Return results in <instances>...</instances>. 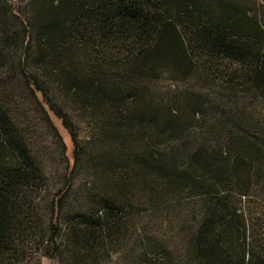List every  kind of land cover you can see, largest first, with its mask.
<instances>
[{
  "label": "trees",
  "instance_id": "1",
  "mask_svg": "<svg viewBox=\"0 0 264 264\" xmlns=\"http://www.w3.org/2000/svg\"><path fill=\"white\" fill-rule=\"evenodd\" d=\"M30 15L22 22L24 37L14 39L8 26L0 40V264H22L34 244L64 264H99L128 236L132 187L156 192L187 184L185 174L194 170L206 215L192 235L188 260L177 264H264L245 212L231 202L235 193L249 197L255 180L264 183V130L244 129L220 158L200 150L186 171L165 153L150 151L123 157V173L115 176L116 156L104 154L108 165L101 168L120 193L129 188L128 195L95 194L62 226L66 190L52 201L44 228L38 198L45 174L18 129L10 99L11 87H25L37 100L41 95L76 145L69 110L94 119L100 113L109 120V127L101 125L109 141L118 145L133 122L138 135L150 131L146 140L170 138L184 130L186 119L147 103L145 86L163 72L181 81L200 75L202 87L215 76L227 90L264 101V0H36ZM48 82L63 89L62 101L51 97ZM195 106L190 111L197 119L204 107ZM260 112L258 127L264 125ZM79 157L74 150L70 173ZM168 258L150 241L130 264H173Z\"/></svg>",
  "mask_w": 264,
  "mask_h": 264
},
{
  "label": "rangeland",
  "instance_id": "2",
  "mask_svg": "<svg viewBox=\"0 0 264 264\" xmlns=\"http://www.w3.org/2000/svg\"><path fill=\"white\" fill-rule=\"evenodd\" d=\"M34 1L0 0V40L2 31L8 26L12 29L14 39L24 37L22 22L28 21L31 16ZM13 56L17 54L13 53ZM199 77L197 75L188 81H181L174 79L171 73L163 72L161 77L146 82L145 86L149 90L147 103L161 107V111L175 109L186 119L185 128L164 140L152 137L146 140V135H151L150 131L138 135L133 132L136 131L133 122L131 133L128 128L123 131L125 140L121 145L109 141L111 133L102 127H109V120L104 121L100 113L94 119L81 110H69L78 133L76 145L62 121L42 102L41 95L37 100L25 87H11L10 99L13 114L19 121L18 129L46 178L45 187L38 198L42 205L43 227L48 228L50 224L52 201L64 195L66 190L62 226L72 213L85 208L95 194L113 198L128 195L129 188L120 193L114 182L108 179V173L101 168L108 165L104 161L107 159L104 154L116 156L114 163L118 168L115 176L123 173L120 168L123 157L150 151L165 153L175 159L177 169L186 171L191 168V157L200 150L220 158V153L229 152V146L245 130L256 133L257 129L263 133L264 125L258 127L256 124L259 121L258 114L264 109L263 100L258 101L253 95L241 90L229 91L215 76L212 83L202 87ZM48 83L51 97L62 101L63 89L52 82ZM192 104L196 105V109L204 107V113L199 114L197 119L191 117ZM119 124L124 125L122 122ZM74 150L79 152L80 157L70 173ZM185 176L189 184L181 182L175 187L160 188L156 192L140 185L130 189L132 193L128 196L135 204L128 220V236L110 255H103L99 264H130L135 261L138 251L150 241L165 249L173 264L188 260L192 235L206 211L203 195L194 191L199 174L194 170ZM254 183L249 197L235 193L231 202L245 212L249 235L264 251V183L257 180ZM26 257L22 264H64L56 257H47L42 244L31 246Z\"/></svg>",
  "mask_w": 264,
  "mask_h": 264
}]
</instances>
